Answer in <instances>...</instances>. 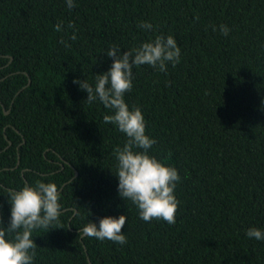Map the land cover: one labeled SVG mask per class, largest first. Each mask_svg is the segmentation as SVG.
I'll return each instance as SVG.
<instances>
[{
	"label": "trees",
	"instance_id": "obj_1",
	"mask_svg": "<svg viewBox=\"0 0 264 264\" xmlns=\"http://www.w3.org/2000/svg\"><path fill=\"white\" fill-rule=\"evenodd\" d=\"M74 2L0 0V227L8 190L43 181L58 186L62 209L33 231V264H264V240L246 235L264 231V0ZM161 34L180 62L133 66L125 101L156 140L149 153L180 175L174 224L145 222L119 197L113 152L127 137L73 83L94 85L112 46L122 54ZM120 215L126 244L81 240L86 224Z\"/></svg>",
	"mask_w": 264,
	"mask_h": 264
},
{
	"label": "clouds",
	"instance_id": "obj_2",
	"mask_svg": "<svg viewBox=\"0 0 264 264\" xmlns=\"http://www.w3.org/2000/svg\"><path fill=\"white\" fill-rule=\"evenodd\" d=\"M69 9L74 8V0H66ZM68 27L74 28V24ZM139 28L151 30L152 24L141 22ZM61 31V24L55 26ZM215 31L216 28L214 27ZM219 31L227 36L229 29L220 25ZM75 39V36H73ZM63 43V41H61ZM107 56L113 59L109 70L96 74L95 84L87 80L76 79L82 91H86L87 103L99 100L113 114H105V123L116 126L126 135L123 147L117 146L113 155L116 158L115 176L118 178V195L124 201H131L139 210V217L145 222L163 220L169 224L176 222L179 201L175 196L180 175L175 167L168 166L149 153L156 140L146 134V122L139 107L129 108L125 94L133 87V66L149 65L164 72L167 64L172 66L180 62L181 49L172 35H158L144 42L138 48L123 52L119 46H112ZM139 150V151H138ZM10 217L6 227H0V264H33L37 244L32 238L36 229H48L59 222L62 206L60 193L55 183L37 181L35 186L24 185L20 190H8ZM127 223V216H106L86 224L79 235L110 240L123 245L127 237L122 231ZM4 220L0 217V225ZM246 235L250 239L264 240V231L251 227ZM11 237V238H9Z\"/></svg>",
	"mask_w": 264,
	"mask_h": 264
},
{
	"label": "water",
	"instance_id": "obj_3",
	"mask_svg": "<svg viewBox=\"0 0 264 264\" xmlns=\"http://www.w3.org/2000/svg\"><path fill=\"white\" fill-rule=\"evenodd\" d=\"M10 60H12V59H10ZM29 84H30V80H29L28 85H29ZM23 89H24V88H23ZM21 91H22V90H20L16 95H18ZM4 113H5V114H8V111H5V110H4ZM18 165H19V162H18L17 166H18ZM75 176H77V172H75ZM82 237H83V236H81V240H82Z\"/></svg>",
	"mask_w": 264,
	"mask_h": 264
}]
</instances>
